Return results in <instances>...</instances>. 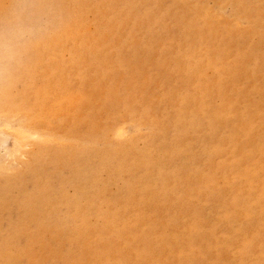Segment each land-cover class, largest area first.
<instances>
[{"label": "rangeland", "instance_id": "1", "mask_svg": "<svg viewBox=\"0 0 264 264\" xmlns=\"http://www.w3.org/2000/svg\"><path fill=\"white\" fill-rule=\"evenodd\" d=\"M0 264H264V0H0Z\"/></svg>", "mask_w": 264, "mask_h": 264}, {"label": "bare ground", "instance_id": "2", "mask_svg": "<svg viewBox=\"0 0 264 264\" xmlns=\"http://www.w3.org/2000/svg\"><path fill=\"white\" fill-rule=\"evenodd\" d=\"M46 94V93H45ZM42 148H44V147H42ZM77 158V156L76 155H74L73 157H71V162H74V160ZM42 159H44V157H42V155H40V157H39V160H42ZM38 160V161H39ZM42 163V162H41ZM36 169H37V167H36ZM38 196L39 195H41L42 196V198H47V199H50V198H52V196H53V193L51 192V190H50V185H49V183H48V180H46V182L45 183H41V184H39V186H38ZM80 192H82V189H80V191L78 192V197H79V195H80ZM40 196V197H41ZM77 198V197H76ZM71 203H73V201H71ZM54 207V206H53ZM55 208V207H54ZM83 211V210H82ZM82 211H80V212H82ZM254 211V210H253ZM72 212L73 213H76V210L73 208V210H72ZM79 212V213H80Z\"/></svg>", "mask_w": 264, "mask_h": 264}]
</instances>
